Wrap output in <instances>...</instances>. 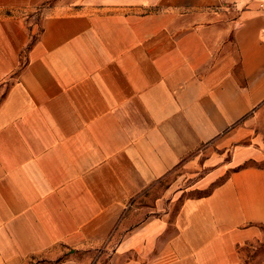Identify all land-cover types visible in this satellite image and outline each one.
<instances>
[{"label":"crops","instance_id":"1","mask_svg":"<svg viewBox=\"0 0 264 264\" xmlns=\"http://www.w3.org/2000/svg\"><path fill=\"white\" fill-rule=\"evenodd\" d=\"M263 107L256 2L0 0V264H243ZM188 161L200 192L149 205Z\"/></svg>","mask_w":264,"mask_h":264},{"label":"rangeland","instance_id":"2","mask_svg":"<svg viewBox=\"0 0 264 264\" xmlns=\"http://www.w3.org/2000/svg\"><path fill=\"white\" fill-rule=\"evenodd\" d=\"M39 26V23H37ZM39 31V30H38ZM39 32L31 36L30 43H32L34 40L37 39ZM263 112H261L259 120L257 122V125L255 126V134L252 139V141H247L246 143H239L236 146H247L252 145L256 148L257 154L260 155L261 159L259 161H236L235 164H230L229 166H226V172L229 174L232 170H239L246 166H264V107L262 108ZM237 151V150H236ZM233 148L226 149L223 154L225 156V159L228 160L233 155ZM218 154L222 155V152L219 151ZM238 154V151H237ZM207 153H204V156H202L203 160L206 157ZM213 163H220V164H227L230 161H212ZM208 161H188L186 165L181 167V169L177 170L175 173H173L168 180L162 183L161 186H159L156 189L155 197H150V203L149 205H152L153 202H157L159 200H165L169 203L171 199V195H176L179 191H184L185 196H194L197 195L200 191L193 192V190H188L192 185L197 183L201 178H204L207 174H209V168L206 166ZM213 170H216L213 169ZM208 177V176H207ZM223 178V177H222ZM213 177L209 176V178L206 179L207 183L209 185L214 183V180H212ZM223 180V179H222ZM213 181V182H212ZM219 180L215 182L212 186H215L216 184H219ZM212 189V187L205 188V190H201L204 193L209 192ZM170 194V198L165 197L167 194ZM169 197V196H168ZM181 198H178V203L180 202ZM145 201V198L142 200ZM106 246L100 247L96 251L93 250V248H89L87 254L89 253L91 258L93 259L92 264H110L109 262V254L110 250H105ZM104 250V251H103ZM102 252L103 255L101 256V260H99L100 255L99 253ZM243 252V264H264V239L253 241L248 244H246L242 251Z\"/></svg>","mask_w":264,"mask_h":264},{"label":"built area","instance_id":"3","mask_svg":"<svg viewBox=\"0 0 264 264\" xmlns=\"http://www.w3.org/2000/svg\"><path fill=\"white\" fill-rule=\"evenodd\" d=\"M250 1L258 3L259 7L264 9V0H250Z\"/></svg>","mask_w":264,"mask_h":264}]
</instances>
